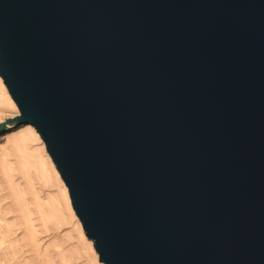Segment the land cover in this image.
<instances>
[{
    "label": "water",
    "instance_id": "1",
    "mask_svg": "<svg viewBox=\"0 0 264 264\" xmlns=\"http://www.w3.org/2000/svg\"><path fill=\"white\" fill-rule=\"evenodd\" d=\"M0 77L104 264H264V0H0Z\"/></svg>",
    "mask_w": 264,
    "mask_h": 264
},
{
    "label": "rangeland",
    "instance_id": "2",
    "mask_svg": "<svg viewBox=\"0 0 264 264\" xmlns=\"http://www.w3.org/2000/svg\"><path fill=\"white\" fill-rule=\"evenodd\" d=\"M19 115L17 106L0 104V126L6 117ZM11 120L0 129V264H104L75 211L73 217L70 215L60 184H50L52 172L49 171V180H46L44 173L37 171L36 158L44 155L39 149L42 139L29 136V150L22 156L28 158L29 176L24 178L19 172L22 154L15 150L13 139L26 124ZM45 164L48 167L46 158ZM18 188L24 197L22 201L12 192ZM69 204L73 209L71 202ZM20 205L26 206L27 217L17 210ZM53 206L57 208L54 210Z\"/></svg>",
    "mask_w": 264,
    "mask_h": 264
},
{
    "label": "bare ground",
    "instance_id": "3",
    "mask_svg": "<svg viewBox=\"0 0 264 264\" xmlns=\"http://www.w3.org/2000/svg\"><path fill=\"white\" fill-rule=\"evenodd\" d=\"M0 104L7 105L8 107H11V108L12 107L14 108L15 106H17L16 103H15V101L13 100V98L11 97V95L9 94V92L7 90V87L4 84L3 79L1 77H0ZM24 126H25V129L23 131H21L19 133V135H17L13 139V143L15 145V150L18 153L20 152L22 154L21 157L24 154H26V152L29 150V146H28V142H27V139L29 138V136H34L36 140H40L41 139V137L38 135V132L36 131V129H34V127L32 125L26 124ZM0 138H2V137H0ZM39 149L41 150V152L44 155H42V156L40 155V156H38L36 158V161L34 160L35 163L37 165H39V166H37V171L39 170V171H41L40 173H44L43 175L46 176V178H47L46 180H49L48 179L49 171L52 172L53 175L50 177V180L52 181V183H50V184L51 185L52 184L53 185L60 184L61 191L63 192V194L65 196L64 197L65 198L64 199V202L68 206V210H70V215L73 217L74 216V214H73L74 211L69 206L70 205L69 203L71 202V199H70V196H69V192L67 191V187L65 185V182L61 178V175H60L59 171L57 170L56 165L53 162L52 158L50 157V155H49V153L47 151V148H46V145H45L44 142L41 143ZM45 158L47 159L48 167H46ZM19 160H21V158ZM18 169L20 170L19 172H21V174H22V176H24V178H26V177L29 176V162H28V158H25V156L22 157V160H21V163H20ZM43 180H45V178ZM48 184H49V182H48ZM13 191H14V194H16V197H18V198H21L22 197L24 199L23 195L20 194L21 192H20L19 188L12 190V192ZM18 198H16V199H18ZM22 198H21V201H22ZM17 203H18V201H17ZM37 208H38V211L42 213V211H41V205L40 204H38V207ZM55 208H57V207L56 206H53V209L54 210H55ZM17 210H19L23 214V217H27L28 213H27V210H26V206H21L20 205V208L19 209H18V206H17ZM20 212H19V214H21ZM42 218L43 219H46L44 215H42ZM31 238L32 237H30L29 239L31 240ZM100 264H102V263H100Z\"/></svg>",
    "mask_w": 264,
    "mask_h": 264
}]
</instances>
